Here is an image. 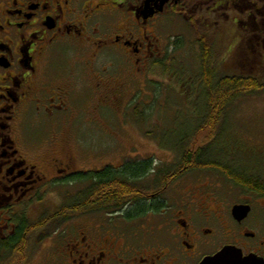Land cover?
<instances>
[{
    "label": "flooded vegetation",
    "instance_id": "flooded-vegetation-1",
    "mask_svg": "<svg viewBox=\"0 0 264 264\" xmlns=\"http://www.w3.org/2000/svg\"><path fill=\"white\" fill-rule=\"evenodd\" d=\"M262 2L0 0V264H29L43 242H49L44 264H201L224 248L264 264V171L252 167L228 165L245 182L231 181L234 191L224 195L198 182L169 206L167 184L158 193L135 192L131 199L144 200L121 211H95L88 201L84 219H53L64 206L58 203L48 219H26L43 200L42 189L58 185L52 179L64 183L136 162L75 170L59 150L82 144L77 131L89 123L91 100L97 99L92 108L100 107L124 92L107 81L102 55L120 52L136 77L157 50L153 33L162 16L204 11L208 18L239 7L259 13ZM26 129L43 134L28 141ZM43 149L51 153L44 163L37 158ZM132 206L145 211L126 213ZM25 221L28 229H21Z\"/></svg>",
    "mask_w": 264,
    "mask_h": 264
},
{
    "label": "rangeland",
    "instance_id": "rangeland-1",
    "mask_svg": "<svg viewBox=\"0 0 264 264\" xmlns=\"http://www.w3.org/2000/svg\"><path fill=\"white\" fill-rule=\"evenodd\" d=\"M241 11L239 7L236 12L226 11L208 18L204 11L187 16H162L153 33L158 41L157 50H153V56L143 68L138 66L136 77H131L135 67L132 68L120 52L107 51L104 57L102 55L100 60L107 69V81L121 84L124 92L116 100L109 98L100 107L92 108L97 99H89V123L77 131L82 144L59 148L62 155L72 159L73 169L91 170L104 163L118 167L132 160L136 161L132 166L134 169L139 162L150 161L155 172L169 169L166 173H170L171 178L169 175V187L163 196L168 199L169 206H174L198 182H201L199 186L219 187L220 195L234 191L230 190V180L212 170H196L175 177L172 165L178 157L172 149L194 133L198 114L205 111L206 96L199 82L204 55H210L213 68L238 72L236 64L240 62L247 66L246 73L259 67L264 71V34L260 39L251 34L241 39L236 24L252 17L251 13ZM259 11L258 16H264V2L259 3ZM237 45L241 46L239 50L235 49ZM251 58H255V67L247 65ZM221 130L223 136L218 146L228 147L227 164L239 171L246 172L249 167L264 171V93L245 96L229 106ZM39 132L43 134V131ZM39 132L26 129L27 140L39 139ZM206 134L201 136L202 140ZM50 154L43 149L37 158L44 163L50 159ZM45 175L50 181L49 167ZM89 178L72 186L67 184L68 180L61 183L52 179L58 185L53 190L42 189L43 200L36 210L28 211L26 219L33 222L41 214L46 217L56 213V204H63L69 196L89 185ZM156 184L160 186L153 177L138 188H155ZM156 192H160V188ZM71 214L69 218L84 219L80 212ZM48 246L49 242H43L34 255L29 254L32 256L29 264H44Z\"/></svg>",
    "mask_w": 264,
    "mask_h": 264
},
{
    "label": "trees",
    "instance_id": "trees-1",
    "mask_svg": "<svg viewBox=\"0 0 264 264\" xmlns=\"http://www.w3.org/2000/svg\"><path fill=\"white\" fill-rule=\"evenodd\" d=\"M257 9L252 10L251 16L253 17L249 21H239L236 24V30L240 32L239 36L241 39L242 36L245 37L250 34L252 37L255 36L260 39L261 35L264 34V16H258L260 12L256 13ZM240 48L241 46L237 45L235 49L239 50ZM202 59L199 82L202 86L203 94L206 96L205 111L198 114V124L195 126L194 133L191 136H186L184 141L172 149L175 150L178 157L175 164L172 165V170L175 173V177H180L183 173L196 170H212L230 181H236L241 184L245 182V179H242L241 175L234 174L233 170L229 168V164H227V162L229 163L227 158L230 155L228 147L218 146L223 136V131L221 130L222 120L227 108L238 99L264 93V71L263 69L259 70V67L252 72L248 71L246 73L248 70L247 66L241 65L239 62L236 64L238 72H230L219 67L218 69L216 67L213 68L210 55H204ZM248 62H250L247 64L249 67H255L256 64L253 63L255 58H251ZM205 133H207L206 137L202 140ZM199 139L204 142L201 143L198 141ZM154 169L152 162L146 161L139 162L134 169L130 164H127L117 172L106 169L100 175L90 176L89 185L80 188L73 196H69L66 202L63 203L64 206L60 208L59 213L53 219H69L71 213H83L84 204L88 201L91 202V205H94L95 211L105 213L124 210L126 206L129 207V204L133 202L140 204L144 199L139 197H137L138 199H129V196L135 192H138L137 194L140 196L142 191L143 193H157V188H160V190L165 189L169 182V175L171 178V174L166 173L169 169L165 172H155ZM153 177L155 182L160 184L159 187L156 184L155 188L154 186L143 190L138 188V185L144 184L147 179H153ZM250 181L249 185L253 186L252 182L257 183L258 179L255 178ZM83 182H86V178L79 176L68 180L67 184L72 186ZM133 207H130L128 212L125 210L126 213L134 211L143 213L145 211L144 208L136 209ZM23 225L26 226L25 229H28L26 221L22 224L21 229H24L25 226ZM43 225L44 222L42 227ZM20 241V239L11 240L10 243L14 244L15 242L18 244Z\"/></svg>",
    "mask_w": 264,
    "mask_h": 264
},
{
    "label": "water",
    "instance_id": "water-1",
    "mask_svg": "<svg viewBox=\"0 0 264 264\" xmlns=\"http://www.w3.org/2000/svg\"><path fill=\"white\" fill-rule=\"evenodd\" d=\"M161 11V10H160ZM152 14H148L151 16ZM201 264H261L253 258H243L233 248H224L217 255L205 259Z\"/></svg>",
    "mask_w": 264,
    "mask_h": 264
}]
</instances>
